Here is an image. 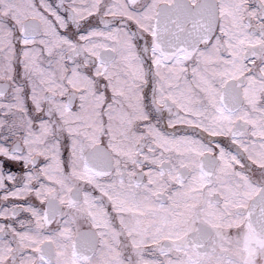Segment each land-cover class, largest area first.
<instances>
[{
	"label": "snow or ice",
	"instance_id": "1",
	"mask_svg": "<svg viewBox=\"0 0 264 264\" xmlns=\"http://www.w3.org/2000/svg\"><path fill=\"white\" fill-rule=\"evenodd\" d=\"M0 264H264V0H0Z\"/></svg>",
	"mask_w": 264,
	"mask_h": 264
}]
</instances>
